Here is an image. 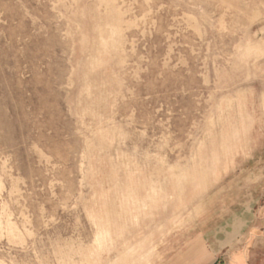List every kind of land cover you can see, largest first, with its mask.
I'll list each match as a JSON object with an SVG mask.
<instances>
[{"label":"rangeland","instance_id":"374dc122","mask_svg":"<svg viewBox=\"0 0 264 264\" xmlns=\"http://www.w3.org/2000/svg\"><path fill=\"white\" fill-rule=\"evenodd\" d=\"M264 193V0H0V264H163Z\"/></svg>","mask_w":264,"mask_h":264},{"label":"crops","instance_id":"0c3cea01","mask_svg":"<svg viewBox=\"0 0 264 264\" xmlns=\"http://www.w3.org/2000/svg\"><path fill=\"white\" fill-rule=\"evenodd\" d=\"M238 206L163 264H264V193Z\"/></svg>","mask_w":264,"mask_h":264}]
</instances>
